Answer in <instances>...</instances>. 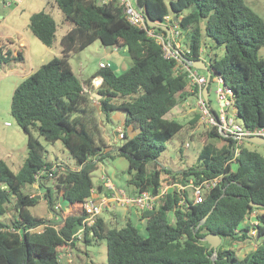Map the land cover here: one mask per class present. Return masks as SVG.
Returning <instances> with one entry per match:
<instances>
[{
	"label": "trees",
	"instance_id": "trees-1",
	"mask_svg": "<svg viewBox=\"0 0 264 264\" xmlns=\"http://www.w3.org/2000/svg\"><path fill=\"white\" fill-rule=\"evenodd\" d=\"M54 1L69 25L59 39L61 55L22 79L11 96L10 114L27 136V155L17 171L0 159V216L13 210L10 223L0 219V264H61L60 252L75 246L80 229L87 243L106 240L107 264H264V155L244 142L236 162L226 164L236 141L211 127L206 137L226 143L219 148L205 144L199 164L177 172L158 164L166 142L183 129V123L166 114L191 95L186 72L177 71V61L164 57L161 44L126 20L118 0ZM137 2L152 21L162 22L170 12L175 15L171 24L177 23L185 34L187 60L198 57L203 34L222 47L219 59L209 56L208 91L214 76H221L244 126L264 127V59L258 54L264 46V20L244 0ZM191 5L194 11L181 15ZM28 27L42 44L53 45L57 23L49 12H33ZM149 28L166 36L159 27ZM95 40L124 48L131 65L122 72L105 65L81 81L70 56ZM12 43L0 39V66L24 60L22 48L13 49ZM95 76L102 78L96 89L99 98L86 92ZM113 111L123 113L124 140L118 146L110 145L103 133L101 116L109 120ZM197 119L195 114L193 121ZM33 133L47 141L60 140L77 167L62 170L45 162L44 146ZM116 157L127 161L129 193L157 194L163 182H183L189 176L196 180L223 176L200 203L187 199L188 206L181 207L179 194L170 190L157 206L139 211L136 219L144 221V234L133 218L121 227L111 226V220L102 216L83 225V203L94 187L91 173L104 159ZM150 161L154 164L148 168ZM50 177H55V184L46 186L43 196L53 216L33 215L29 207L40 198L25 189L35 183L43 187V179ZM98 189H103L102 182ZM54 193L63 205L56 204ZM252 216L257 223L250 221ZM39 226L41 230L33 229ZM207 233L218 234L229 244L252 241L256 246L244 256L224 244L212 249L202 240Z\"/></svg>",
	"mask_w": 264,
	"mask_h": 264
},
{
	"label": "rangeland",
	"instance_id": "rangeland-1",
	"mask_svg": "<svg viewBox=\"0 0 264 264\" xmlns=\"http://www.w3.org/2000/svg\"><path fill=\"white\" fill-rule=\"evenodd\" d=\"M244 1L264 20V0ZM194 9V5H191L185 8L181 15L192 12ZM39 10L49 12L57 23L56 38L50 47L42 44L28 27L29 16ZM169 15L172 18L175 16L172 12ZM11 27L16 29L17 32L13 31ZM68 27L69 25L63 21L61 10L54 0H23L15 7L3 6L0 0V32L8 35L15 46L18 45L19 38H23L26 44V47H21L24 53L22 62H13L11 60L0 66V159L5 160L13 171H17L21 167L27 155V136L10 114V101L13 90L22 80L16 73H21L25 70H35L54 56H60L59 39ZM172 27L182 32L177 23H174ZM202 38L204 43L202 45L201 59L208 61L209 56L212 57L214 55L219 59L223 54V48L216 47L215 41L205 34H203ZM178 39L182 47L185 48L187 44L184 32L179 34ZM113 47L115 46H103L99 40H95L84 49L70 56L71 67L81 81L88 80L94 76L100 67V63L112 67L117 72H122L131 65L132 61L127 51L124 48L115 50ZM258 54L264 59V46L259 49ZM199 71L206 76V71L201 69ZM89 88L96 92L98 87L95 88L90 85ZM215 89L216 83L212 81L209 85V100L212 107L216 109L218 104L216 102ZM193 101V96L187 95L178 103L174 112L170 110L166 114V117L176 118L183 123V129L166 142L165 149L157 157L158 164L170 168L174 172L199 164L202 161V148L205 144L213 143L216 148H219L226 143L224 139H208L205 133L209 127L198 119L193 121L196 114ZM231 110L234 112L235 109L231 107ZM121 113V111H113L109 120L102 117L104 136L107 142L113 146L120 145L124 140L118 137L115 132V129L120 127V125L123 127ZM33 134L44 146L43 159L45 162L60 165L62 170L75 169L77 167L76 159L60 140L51 142L36 133ZM245 144L264 155V144L256 145L248 142H245ZM121 159L126 162L125 158ZM113 160L104 159L100 166L91 173L93 186H97L101 174H106L117 188L130 192L132 187L127 184L126 167L120 168V166H116ZM153 164L154 161H150L148 168H151ZM55 181V177H50L43 179V187H39L36 183L26 187V192L37 194L40 198L36 205L29 207L33 215L43 218H51L53 216L43 195L45 187H53ZM162 184L166 185L167 183L163 182ZM54 197L56 204L59 206L63 205L61 199L56 198L55 193ZM12 215L13 210H9L7 214L0 216V219L10 223ZM132 215L138 217L139 213L131 207L117 206L112 211H103L100 216L106 219L110 218L111 226L121 227ZM168 216L171 217L172 212H169ZM251 219L254 220L253 217ZM132 220L136 222L139 231L144 234V221H139L135 217ZM41 229L42 227L40 226L34 230ZM76 237L74 247L65 252L61 251V264H107L105 239H92L90 243H87L82 236V232H78ZM220 244L233 249L239 256H244L250 249L255 247V243L252 241L229 244L224 237H222ZM68 259H70V262Z\"/></svg>",
	"mask_w": 264,
	"mask_h": 264
},
{
	"label": "built area",
	"instance_id": "built-area-1",
	"mask_svg": "<svg viewBox=\"0 0 264 264\" xmlns=\"http://www.w3.org/2000/svg\"><path fill=\"white\" fill-rule=\"evenodd\" d=\"M22 1L23 0H1V3L6 7H15ZM101 1L106 2L108 0ZM118 1L122 5L126 20L131 25L144 29L148 36L153 37L157 43L161 44L164 57H171L177 61L175 66L177 71L186 72V78L189 83L188 92L194 98V110L196 115H198V120L205 123L209 128H216L225 138H232L236 141L234 147H232L233 155L226 161V164H234L236 162V157L240 151L239 146L246 142L243 139L245 136L257 135L264 138V127L247 128L237 117L236 109L232 104V91L224 84L221 76H214L213 78V81L216 83L215 94L218 104L217 108L215 109L212 107L210 100L208 103L204 100L203 89L206 84V76L200 74L199 69L191 67L190 62L185 58L190 51L187 46L185 48L182 47L178 39L180 32L172 27L174 22L171 24V16L167 15L164 21L159 22L160 25L168 26L170 29L169 36L167 34L165 36L163 33L155 32L153 29L149 28L143 12L139 10L134 0ZM113 48L117 50L121 47L115 46ZM201 53L202 48H200L197 58H201ZM208 62L209 58L205 63L208 64ZM103 66L105 65L100 63V67ZM101 82V76H95L91 79L90 85L97 88L100 86ZM86 92L91 94L92 91L87 87ZM231 107L235 109L234 112L231 110ZM237 119H239V122ZM122 129L123 127L121 126L115 129L117 136L120 138L123 137ZM222 176L223 173L200 180H196L193 176H189L184 179L183 182L176 179L173 182H166V185L162 184L159 188V192L157 194H152L149 191L129 193L124 189L117 188L106 174H102L100 181L102 182L103 189L98 190L93 187L91 194L83 203L86 212L83 225L90 226L103 211H112L117 206L131 207L138 212L152 209L159 204L164 193L170 190H175L179 194L178 205L181 207L188 206L187 199H190L192 204L200 203L209 190L221 182ZM252 217L254 218V216ZM107 220L111 219L109 218ZM250 221L252 223H257L255 218ZM78 232H81V229ZM251 234H255V230H253ZM62 251L65 252L67 250ZM67 255L69 254L67 253ZM60 259L61 252L59 254V260ZM68 261L70 262V259H68Z\"/></svg>",
	"mask_w": 264,
	"mask_h": 264
},
{
	"label": "water",
	"instance_id": "water-1",
	"mask_svg": "<svg viewBox=\"0 0 264 264\" xmlns=\"http://www.w3.org/2000/svg\"><path fill=\"white\" fill-rule=\"evenodd\" d=\"M100 3H101V0H99L98 4H100ZM134 3L139 8V10L143 11V9L138 5L137 0H134ZM146 20H147V23H148L149 26L159 27V28L163 29V30H165L166 34L169 36L170 29H169L168 26L160 25L159 22L152 21L149 18H146ZM173 20H176V17L175 16L173 17ZM188 61L190 62V66L191 67H194L196 69H201V70L206 71V84L204 85V89H203V97H204V100L208 103L209 102V97H208V93H209V91H208V83H209L210 74H211L210 71H209L208 65L201 58L190 59ZM89 95L91 97H97V98L100 97V95L98 93H96V92H93V93H91ZM243 139L246 142H248V143H252V144H256V145L264 144V138L261 137V136H257V135L245 136ZM37 198H39L38 195H37ZM252 205L258 206V207L261 206L260 204H255V203H252ZM207 216H208V214H206L204 216L203 221L207 218ZM202 240L206 241L209 244V248L216 249L218 247V245L220 244V242L222 240V237L220 235H218V234L207 233V234H205L202 237Z\"/></svg>",
	"mask_w": 264,
	"mask_h": 264
},
{
	"label": "crops",
	"instance_id": "crops-1",
	"mask_svg": "<svg viewBox=\"0 0 264 264\" xmlns=\"http://www.w3.org/2000/svg\"><path fill=\"white\" fill-rule=\"evenodd\" d=\"M170 16V15H169ZM4 19V18H3ZM11 29L13 30V31H15V32H17V30L16 29H14V28H12L11 27ZM0 37H2V38H4V37H6V38H9V36L8 35H6V34H3L2 32H0ZM23 37H25V36H23ZM12 45H13V49H17L18 47H26V44H25V42H24V40H23V38H19V42H18V45H14L13 43H12ZM30 52H31V50H30ZM30 54V53H29ZM13 68V67H12ZM33 70H25L24 72H21V73H16L17 74V76L19 77V78H21V79H24L26 76H28L31 72H32ZM199 73L200 74H203V73H201L200 71H199ZM203 75H205V74H203ZM91 83V82H90ZM88 87H90V85L88 86ZM89 89H91V88H89ZM91 93H93V92H95L93 89H91ZM97 98V97H96ZM178 105V104H177ZM177 105L176 106H174L172 109H171V112H174V110L177 108ZM170 112V111H169ZM122 114V122H123V113H121ZM101 118H102V116H101ZM120 126H122V125H120ZM121 158H123V157H116L114 160H113V162L115 163V165L116 166H120V168H125V167H127V161L125 162V161H122L123 159H121ZM99 166H100V164H99ZM102 175V174H101ZM100 178H101V176L99 177V182H101L100 181ZM99 184V183H98ZM98 184H97V186L95 187L96 189H98ZM99 190V189H98ZM136 218V216L135 215H132L130 218Z\"/></svg>",
	"mask_w": 264,
	"mask_h": 264
}]
</instances>
